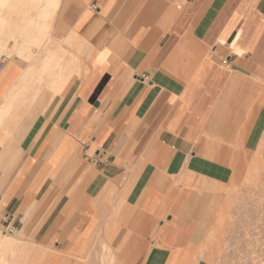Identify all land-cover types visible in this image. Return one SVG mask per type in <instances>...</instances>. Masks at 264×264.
Segmentation results:
<instances>
[{
	"label": "crops",
	"instance_id": "crops-1",
	"mask_svg": "<svg viewBox=\"0 0 264 264\" xmlns=\"http://www.w3.org/2000/svg\"><path fill=\"white\" fill-rule=\"evenodd\" d=\"M54 16L53 43L0 54V108L24 95L6 123L23 133L0 147V224L77 256L117 194L105 239L124 262L191 264L198 184L226 185L255 145L264 0H60Z\"/></svg>",
	"mask_w": 264,
	"mask_h": 264
},
{
	"label": "rangeland",
	"instance_id": "rangeland-1",
	"mask_svg": "<svg viewBox=\"0 0 264 264\" xmlns=\"http://www.w3.org/2000/svg\"><path fill=\"white\" fill-rule=\"evenodd\" d=\"M30 13L36 14L33 10ZM49 19L48 24L54 20L49 24L47 42L53 41L61 32L56 23V17ZM10 42L13 46L17 45L14 40H8L7 44ZM64 45L70 47L67 42ZM59 49L65 56V49ZM0 54H5V58L10 57V51ZM55 68L59 69V66ZM260 84V94L264 95V82ZM259 106H264V97L259 99ZM12 117L13 115L6 120V123ZM21 133H23L21 130H11L4 134L0 147L4 146L6 138L11 139L12 136L15 138ZM250 158L243 165L242 172L235 173L234 178L230 179L226 185L198 184L197 189L203 195L202 221L196 255L191 264H264V109L255 131V145ZM114 196L118 198V201L107 211L109 215L106 224L86 243L77 256L60 251L55 244L57 239L41 243L35 241L34 236L26 230L25 234L11 235L4 229L6 226L10 227V223L4 221L0 224V234L19 242L30 252L29 256L25 253L20 255L17 253L16 256V253L11 255L8 252L4 255L5 260L8 264H14L15 258L21 263L23 260L22 264H32L31 261L34 264H127L120 256L118 246H109L105 239L109 221L113 215L117 214V207L123 198L117 194ZM103 244L109 249H105ZM19 261L18 263L21 264Z\"/></svg>",
	"mask_w": 264,
	"mask_h": 264
},
{
	"label": "bare ground",
	"instance_id": "bare-ground-1",
	"mask_svg": "<svg viewBox=\"0 0 264 264\" xmlns=\"http://www.w3.org/2000/svg\"><path fill=\"white\" fill-rule=\"evenodd\" d=\"M59 3H60V0H0V53L7 51L6 45H7L8 40H11V41L14 40L17 43V45L16 46L14 45V47L19 46L18 44H20L21 48L24 46L28 47V45H34V47H43L45 41H47L46 40L47 36L49 35V27H50L49 24L52 23V21L54 20V19L52 20V17L55 15L57 8L59 6ZM32 10H33V13H36L35 15H32L31 14L32 12L30 13V11H32ZM49 18H51L52 21L48 24L47 21L50 20ZM51 28H52V25H51ZM48 43H50V42H48ZM25 49H27V48H25ZM50 52L49 53L47 52V54L50 55ZM14 53L16 54L15 51H14ZM10 55H11V52H10ZM48 55L46 56V59H45L46 61L43 62V64H44L43 68H42L43 71L49 70L53 66H54L53 68H55L56 66L60 65L59 62L56 61L57 58H59L58 56H57V58H56V55L52 56L50 58ZM51 55H52V53H51ZM60 57H61V55H60ZM54 62H55V64H54ZM23 79H21V80H23ZM20 83H22V82L20 81ZM19 85H22V84H19ZM19 87H23V86H19ZM16 91L19 92L20 90H16ZM22 91H23V88H22ZM12 92H15V88ZM18 92L17 93L15 92V94H11L9 103L6 106H3L2 108H0V144H1V141H3L2 140L3 135L10 132V130H8L9 131L8 132L6 130V128H7V124L9 123V121L11 119L8 121L7 124H6V122H7L6 120L9 119V117H11V115L14 116V111H15L14 109L16 107V106L14 107V103L19 97L24 96L22 93H20L21 95H18ZM8 139L6 138V140H8ZM4 142H5V140H4ZM207 192H209V191H207ZM20 233L16 232L15 234H20ZM104 247H105V249L108 248L105 245H104ZM40 248H41V246H40ZM8 252H10L11 255H14L16 253V256H17V253L19 255H20V253L28 254V256L30 255L29 249H27L24 245L20 244L19 242L12 240L11 238H8V237L0 234V264H8L7 261L5 260L6 257H4V255ZM32 255H33V253H32ZM14 258H15V256H14ZM26 258H24V260H26ZM10 259H11V257H10ZM15 259H14V264H19L18 263L19 260H17V259L15 260ZM22 259H23V257H22ZM28 259H29V257H28ZM40 260H41V258H40ZM26 262H27V260H26ZM22 263H23V260H22ZM31 263L34 264V262H32V261H31Z\"/></svg>",
	"mask_w": 264,
	"mask_h": 264
},
{
	"label": "built area",
	"instance_id": "built-area-1",
	"mask_svg": "<svg viewBox=\"0 0 264 264\" xmlns=\"http://www.w3.org/2000/svg\"><path fill=\"white\" fill-rule=\"evenodd\" d=\"M4 65H5V59H4V58H1V59H0V72H1V70L3 69ZM4 229H5L9 234H11V235H15V233H16V231H17V229H15V228H10L9 226L4 227Z\"/></svg>",
	"mask_w": 264,
	"mask_h": 264
}]
</instances>
